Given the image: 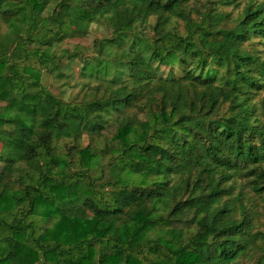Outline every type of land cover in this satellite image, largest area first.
<instances>
[{"label": "trees", "instance_id": "trees-1", "mask_svg": "<svg viewBox=\"0 0 264 264\" xmlns=\"http://www.w3.org/2000/svg\"><path fill=\"white\" fill-rule=\"evenodd\" d=\"M18 16L0 32V264H264V0H0V23ZM91 24L92 54L60 55L115 74L51 93L31 63L61 77L50 49Z\"/></svg>", "mask_w": 264, "mask_h": 264}, {"label": "rangeland", "instance_id": "rangeland-1", "mask_svg": "<svg viewBox=\"0 0 264 264\" xmlns=\"http://www.w3.org/2000/svg\"><path fill=\"white\" fill-rule=\"evenodd\" d=\"M54 3L48 4L40 13V16L43 17L47 15L51 8L53 7ZM23 24L21 22L20 17H16L15 19H12L10 23L7 25L0 23V32H3L5 30H17L22 28ZM108 35V31L103 26H97L94 24H91L89 26V30L86 33L85 36L82 37H71V38H65L61 42H58L55 44L50 50L49 53L58 55V64L60 65V70L62 72L61 77H57L53 75V73L48 72V70L41 68L37 63L32 62L31 64L34 65V72H38V78L39 82L47 88L51 93L56 94L58 96H61L64 99L72 100L73 98L78 100L81 97V88L83 84L93 85L96 83L105 85L109 81V79H112L115 72L111 69L108 71V74H98L99 77L95 78L94 75H91L88 73H83L81 71V61L78 58H75L73 61L68 62L66 57L61 54V49L66 48L68 50H73L76 47H80V53L81 56H90L92 54L91 50V42L95 37L100 36H106ZM35 44H32V46ZM79 49V48H78ZM25 63V62H24ZM163 71L166 69L163 67H160ZM4 85H0V90L4 88ZM4 105V101L0 100V107ZM109 130L102 133L101 136H108ZM97 145L101 146V138L97 139ZM79 142L81 145H84L88 142H91L89 136H87L85 133L81 135V138L79 139ZM94 141L92 140V143ZM13 176H15V173H13ZM108 188V187H107ZM155 237L154 232H149L146 234V238H153Z\"/></svg>", "mask_w": 264, "mask_h": 264}]
</instances>
